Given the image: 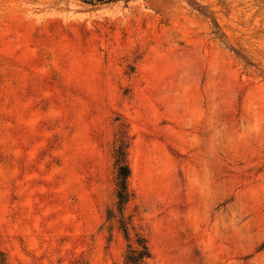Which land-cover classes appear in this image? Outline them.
Returning <instances> with one entry per match:
<instances>
[{"label":"rangeland","instance_id":"rangeland-1","mask_svg":"<svg viewBox=\"0 0 264 264\" xmlns=\"http://www.w3.org/2000/svg\"><path fill=\"white\" fill-rule=\"evenodd\" d=\"M134 234L264 264V0H0L1 260L125 264Z\"/></svg>","mask_w":264,"mask_h":264},{"label":"trees","instance_id":"trees-1","mask_svg":"<svg viewBox=\"0 0 264 264\" xmlns=\"http://www.w3.org/2000/svg\"><path fill=\"white\" fill-rule=\"evenodd\" d=\"M113 0H108V2ZM124 136L120 138L119 146L114 150V186H115V199L117 200V205L121 206L122 210L127 205L130 199V195L127 189V180L129 178V169L126 162V149L127 145L124 143ZM126 233V230L125 232ZM127 235V234H125ZM135 237V247H131L130 243L125 254V264H144L145 260L149 258V251L147 248L146 241L139 236L134 234ZM127 242L129 241L127 236H125ZM0 264H5L0 258Z\"/></svg>","mask_w":264,"mask_h":264}]
</instances>
